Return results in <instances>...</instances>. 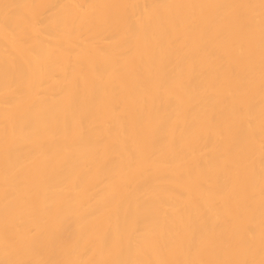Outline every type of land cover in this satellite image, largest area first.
<instances>
[{"label":"bare ground","instance_id":"6f19581e","mask_svg":"<svg viewBox=\"0 0 264 264\" xmlns=\"http://www.w3.org/2000/svg\"><path fill=\"white\" fill-rule=\"evenodd\" d=\"M0 264H264V0H0Z\"/></svg>","mask_w":264,"mask_h":264}]
</instances>
